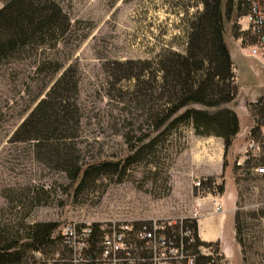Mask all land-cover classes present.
Returning a JSON list of instances; mask_svg holds the SVG:
<instances>
[{"label": "rangeland", "instance_id": "rangeland-1", "mask_svg": "<svg viewBox=\"0 0 264 264\" xmlns=\"http://www.w3.org/2000/svg\"><path fill=\"white\" fill-rule=\"evenodd\" d=\"M55 1L69 21L64 35L53 44L24 45L0 62V227L22 232L24 223L54 221L57 226L53 235H57L68 221L108 225L111 220H126L133 227L150 221V229L153 225L175 223L184 208L177 201H187L177 175L188 155L204 148L201 143L190 147L188 141L191 137H205L195 135L189 124L157 135L161 128L152 127L149 115L159 101L145 95L141 74L148 71L153 77L149 80L157 84L156 56L165 50L184 51L190 22L202 8L200 0ZM237 1L240 0L220 3L225 42L230 41L231 29L245 26L230 23L231 17H237L238 9L233 4ZM228 3L230 17L226 18ZM239 9L245 10V5L239 3ZM240 32V46L245 52L240 62L235 57L232 62L237 92L231 102L223 105L236 111L240 127L239 136L223 156L227 187L233 186L236 192L234 240L238 252L233 254L232 263L264 264V174L240 177L235 164L241 147L252 139L258 150L244 166H264V112L258 113L263 117L253 116L256 109L264 106V56L246 54L254 39L245 28ZM66 66L75 70L78 80L80 120L75 142L84 161L120 159L130 153L131 146L155 137L154 151L128 166L121 181L103 176L75 189V183L61 170L37 158L30 142L11 140L16 126ZM257 100L259 104L254 105ZM195 105L205 109L192 104ZM253 125L258 131L250 134ZM171 180L173 191L169 194ZM221 182L217 178L212 186ZM191 186L193 195L216 192L215 188H196L192 182ZM33 192L40 201L27 211L34 201H26V196ZM157 236L151 233L150 237L137 239L130 234V256L141 264H190L192 249L179 253L159 244ZM164 236L168 238L166 234L160 237ZM44 248L46 255L61 250L57 239ZM199 250L213 248L200 246ZM30 262L27 255L21 264Z\"/></svg>", "mask_w": 264, "mask_h": 264}, {"label": "trees", "instance_id": "trees-1", "mask_svg": "<svg viewBox=\"0 0 264 264\" xmlns=\"http://www.w3.org/2000/svg\"><path fill=\"white\" fill-rule=\"evenodd\" d=\"M200 3L201 10L190 22L184 51L165 50L157 55L158 83L152 84L149 79L153 77L148 71L142 72L141 83L145 84V95L159 101L154 109H150L149 115L152 127L156 130L161 128L157 135H166L181 124H189L195 135L220 137L225 153L238 132V119L233 110L223 105L235 98L237 88L233 82L230 55L222 36L221 0H200ZM239 3L245 5V10L239 9ZM233 4L238 9L237 16L247 12L248 6L244 0ZM229 16L228 3L225 17ZM68 26L69 21L55 0H0V62L24 45L53 44L64 35ZM231 30L234 37L242 34L237 29ZM252 38L251 43L255 41ZM53 70H57V67ZM77 82V75L71 66L62 69L16 126L11 140L30 142L37 158L61 170L75 183V189H82L103 176L114 177L115 182L121 181L128 166L154 151L155 137L131 146L130 153L120 159L84 161L78 154L75 142L80 120ZM155 89L158 91L153 96ZM259 102L257 100L254 105ZM192 104H199L205 109ZM262 112L263 105L253 112V116H262L258 114ZM257 131L258 127L253 125L249 133ZM213 183L214 179L210 177L200 180L203 188H215L217 193H221L222 182L215 186H212ZM26 201H34L28 211L40 199L33 192L26 196ZM137 224L136 227L149 229L150 221ZM56 226L54 221H35L24 223L20 228L22 232L0 227V264H21L27 255L32 264V251L40 250L45 254L44 247L52 245L56 239L60 244L58 232L53 235ZM235 226L234 216V232ZM185 230L189 235H183ZM154 232L166 234L179 253L192 249L188 257L191 264H223L217 242H204L197 237L194 218L184 217L170 225L162 223ZM200 246L212 247L213 251L210 255L201 253Z\"/></svg>", "mask_w": 264, "mask_h": 264}, {"label": "built area", "instance_id": "built-area-1", "mask_svg": "<svg viewBox=\"0 0 264 264\" xmlns=\"http://www.w3.org/2000/svg\"><path fill=\"white\" fill-rule=\"evenodd\" d=\"M244 1L248 7L247 12L241 17L244 19L245 29L249 31L250 36L255 38V41L248 45V52L253 57L262 58L264 56V0ZM241 150V156L235 160L239 176L264 174V166L262 165L244 166L245 162L251 161L255 156L258 144L252 139H248ZM192 184L198 188L200 187V180L192 181ZM215 210H220L219 204H215ZM194 216L192 215L190 218H194ZM182 218L184 217L180 219ZM109 222L108 225L89 221L64 223L58 230L61 250L54 251L49 255L40 250H34L31 253L32 264H141L138 258L130 256L128 236L132 234L137 239L150 237L159 225H153L151 229H146L145 226L133 227L126 220L119 221V223L114 220ZM94 224L97 225L94 226ZM183 235H189V232L185 230ZM160 236L162 235L157 236L159 244L176 249L168 238L165 239V236ZM200 252L210 255L212 251ZM188 261L191 264L190 259Z\"/></svg>", "mask_w": 264, "mask_h": 264}, {"label": "crops", "instance_id": "crops-1", "mask_svg": "<svg viewBox=\"0 0 264 264\" xmlns=\"http://www.w3.org/2000/svg\"><path fill=\"white\" fill-rule=\"evenodd\" d=\"M231 22H234L237 26L245 25L244 19L241 16L235 17V20L231 17ZM244 28L245 26L238 27L237 30L241 31ZM229 37L230 41L225 42L223 40L228 49L231 62H233L234 57L240 62L241 54L245 52V49L240 46V36L234 37L230 35ZM246 52L248 54V47ZM195 107L199 108L196 105ZM245 130L246 128L244 132ZM239 133L240 131L238 130L232 142L239 136ZM204 137V139L191 137L188 141L190 147L194 148L198 143H201L204 148L199 150L198 153H190L186 165H183L182 170L177 175L185 190V196H187V201H177V204L184 207L180 216L192 217V215H195L197 237L204 242H217L219 252L223 256V264H233V254L238 252V247L234 240V205L236 192L233 186L227 187L226 184L227 171L223 166L224 148L222 139L216 136ZM207 177L214 180L221 178L222 192L205 191L201 195H193L191 191L192 180ZM173 181L171 180L170 182L169 194L173 191ZM215 204L220 205V211H215ZM163 216L165 218L169 217L168 213H163Z\"/></svg>", "mask_w": 264, "mask_h": 264}]
</instances>
